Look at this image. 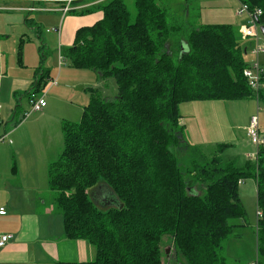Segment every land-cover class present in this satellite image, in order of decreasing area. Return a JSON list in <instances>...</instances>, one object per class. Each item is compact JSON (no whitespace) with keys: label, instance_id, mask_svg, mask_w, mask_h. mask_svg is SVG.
Returning a JSON list of instances; mask_svg holds the SVG:
<instances>
[{"label":"trees","instance_id":"16d2710c","mask_svg":"<svg viewBox=\"0 0 264 264\" xmlns=\"http://www.w3.org/2000/svg\"><path fill=\"white\" fill-rule=\"evenodd\" d=\"M240 1L261 10L264 27V0ZM99 7L101 20L78 29L64 56L101 81L112 78L116 93L87 89L89 103L78 122H62V150L47 169L64 236L95 250L93 261L75 264H227L224 243L236 227L230 221L245 217L239 182L246 179L256 184L259 212L250 264H264V147L255 163L238 167L221 157L228 144L206 156L180 123L183 103L264 105V89L256 96L243 76L255 58L246 59L237 29H183L158 0H134V13L123 0ZM43 70L27 98L51 79Z\"/></svg>","mask_w":264,"mask_h":264},{"label":"crops","instance_id":"0c3cea01","mask_svg":"<svg viewBox=\"0 0 264 264\" xmlns=\"http://www.w3.org/2000/svg\"><path fill=\"white\" fill-rule=\"evenodd\" d=\"M104 1L105 0H73L69 4V10L64 12L63 9L67 4L58 0H0L1 34L2 32L7 33L12 29L22 28L23 25L27 29L32 30L40 40V26L42 27L43 24L49 23L53 29H51L50 32H45L46 34L52 32L54 33L53 35L57 37V49H54L53 52H57L58 50L59 53L58 72H51L47 64L49 59L45 53L47 49L45 46L46 42L44 39H41L42 42L38 48V61L36 63L38 66L35 64L31 65L33 75L24 76L22 78L23 84L15 83V76L6 68L5 52H3L2 45L3 38L0 39V48L2 49L0 55V100L3 101L2 89L7 86L9 80L13 82L11 89L12 93L9 98L11 99L12 96H16L17 91L24 89L26 86L29 87L31 83L35 82V72L41 66L44 69L42 72L48 71L50 78H53L56 73L55 79L57 80V86L51 87L44 97L46 103L45 107L41 111L34 112L30 115V117L32 115L34 116L33 119L28 120L29 117L22 123H19L23 115L21 114L17 117V111H15L14 108L18 103L19 105L21 104L20 99L14 107L13 104L10 105L13 109L8 110L5 116L0 114L2 121L0 123V138H3L0 143L7 142L6 138L11 139V142L8 140L7 143L9 147L11 146L10 149L14 158V166L12 168L14 174L10 179H6L8 183L6 187L10 191L9 194L6 193L5 189L2 190L3 183L0 178V208L2 207L5 210V214L0 215V235L10 234L12 236L11 240L0 249V264H75L88 263L95 258V250L89 243L83 240L68 239L64 236L63 219L62 216L55 211V194L49 189L47 179L46 189L43 192H41V190H32L33 196L30 198H23L19 195V193L25 190L23 185H15L16 188H18L17 190L13 185L9 184V182H23L26 177L29 178L31 182H34L31 179V175H34L37 169L41 168L40 152L44 150V148H48V146L41 141V134L37 131L39 128H42L43 132H45L43 126L46 122L49 127L53 129L54 123H56L58 131L62 136L63 144V134L61 131L62 122L77 121L79 117H81L83 108L87 105V98L84 102L82 93L83 91H87L88 88L80 84L78 89L81 91V95L76 94L73 96L75 92L71 94L69 91H66V95L61 99L65 107L55 116V121L51 120L50 111L54 109L52 107L55 104L54 97L60 95L57 89L60 87L58 86L59 80L61 78L63 80H71L75 75V72H70L68 70L62 72L61 70L63 64L64 67L73 68L70 66L68 59L64 56L65 50L74 43L75 33L78 29L92 26L97 21L101 20L103 14L99 5ZM242 26L244 25H238L235 28L238 34ZM47 31L49 30L47 29ZM2 35L6 36L4 34ZM252 45V40L244 41V47L247 48L248 53H250ZM248 56L250 55H247L246 59ZM18 59L20 62L21 53ZM252 59H254V57L251 55L247 60L249 62ZM257 59L264 68V52L258 55ZM22 60H24V52L22 53ZM61 62L63 64H61ZM73 69L75 70V68ZM75 71L80 72L81 70ZM3 96L5 97L6 93H3ZM25 97L28 103V98L27 96ZM47 97L48 99L46 100ZM73 98L80 103H84L82 105L75 104L72 101ZM8 102L9 101H6V104H8ZM214 103L216 102H192L183 103L181 105L180 123L186 126L187 130L190 129L192 136L198 135L195 125H201L202 120H209L210 113L213 115L212 107ZM1 109L2 108H0V110ZM225 111L227 113L226 118L228 121L231 120L232 115L230 112H234V110H229L228 106H226ZM252 112L253 110H250L249 114ZM248 116L244 120L240 130H244L243 128L247 124ZM257 116L259 118V115ZM205 117H207V119H205ZM232 125L231 122H228L226 127L232 130ZM36 138H38V141H36ZM47 165L49 164H46V169H48ZM106 198L110 197L102 196L101 200L104 201ZM166 252L170 253V249H167Z\"/></svg>","mask_w":264,"mask_h":264},{"label":"rangeland","instance_id":"374dc122","mask_svg":"<svg viewBox=\"0 0 264 264\" xmlns=\"http://www.w3.org/2000/svg\"><path fill=\"white\" fill-rule=\"evenodd\" d=\"M127 9L134 13L133 11V2L134 0H123ZM158 4L167 10L168 21L174 24H181L182 28H194L205 25H225L230 24L234 28L238 25H245L246 16L237 15L239 9L238 0H158ZM45 21V19H44ZM41 36L40 40L37 38L36 34L32 30L27 29L22 25V28L12 29L9 32H0V39H2L3 52H5L6 59V68L10 71L12 75L15 76V83L23 84V77L28 75H33V69L31 70V65L35 64L38 66V48L42 42L41 39L45 40V46L47 47L45 53L48 56V62L51 72H58V60L59 53L53 50L57 49L58 40L54 33L46 34L50 32L52 28L51 24H43L41 27ZM47 29L49 31H47ZM46 31V32H45ZM259 45L264 50V37L262 34H259ZM44 47V46H43ZM21 48V50H20ZM24 52V60H22V53ZM2 49L0 48V55ZM21 53V59L19 62V55ZM248 55L251 56L250 53ZM247 59H249V57ZM22 60V61H21ZM253 60V59H252ZM251 60V61H252ZM61 64H63L61 62ZM62 72L66 70L70 72H75V75L71 80H59L60 95L55 96V104L52 106L54 109L50 111L51 120L55 121V116L64 109L65 104L62 102V98L66 95V91L73 93V96L76 94L81 95V91L78 89L79 84L84 85L85 88L100 89L102 94L105 96L113 97L116 93V86L112 78L105 79L101 81L98 79L97 75L88 69H75L81 70L75 71L73 68L63 67L61 68ZM56 73L53 76V79L56 78ZM33 83L30 86H26L24 89L16 92V96H12V85L13 82L9 80L7 86L2 89V100H0V114L3 116L6 115V112L10 109H13L14 105L19 101L21 104L17 107L16 115H23L24 111L29 110V105L27 103L24 93L28 91ZM57 86V85H56ZM55 87V86H54ZM16 89V88H14ZM18 90V89H16ZM54 90V89H52ZM80 91V92H79ZM3 93H6V96H3ZM82 96L85 99L87 98L86 104L89 103V94L87 91H83ZM48 97L46 98V100ZM6 101H9L6 104ZM75 104L82 105L84 102L80 103L78 100L73 98L72 100ZM6 104V105H5ZM13 104V107L10 106ZM10 106V107H9ZM228 106L229 110H234L230 112L232 119L228 121L227 113L225 107ZM259 110L257 111V104L255 101H243V102H216L212 107V114L210 113L209 120H202L201 125L197 124L196 132L198 135L192 136L190 129L187 130L186 126L184 128L185 138L189 144L193 146H198L203 148V152L206 156H209L214 153L215 146L217 144H228L230 147L225 148L221 157L225 161H235L238 167H242L246 162V156L248 154H253L256 151L254 145L246 139V130L250 124L251 118L256 115H259V128L264 131V105L263 102L259 103ZM15 109V108H14ZM211 109V107H210ZM209 109V110H210ZM250 110H253L249 114ZM237 114H236V112ZM249 114V116H248ZM248 118L247 124L244 126V130H240L244 120ZM33 115L28 119H33ZM81 117L77 121L78 122ZM207 119V117H205ZM0 118V123H1ZM231 122L232 130L226 127V124ZM219 125V126H218ZM45 132L42 128H39V134H41V141L45 143L48 148L44 150H39L41 153V168H38L34 175H31V179L34 182H31L29 178H24L23 182L20 181H10L9 184L13 185H23L25 188L24 191L19 193L23 198H30L33 196L32 190H41L43 192L46 189V176H47V167L46 164L56 160L60 151L62 150V136L58 131L56 123H54V129L49 127L46 122L43 126ZM200 128V129H199ZM38 133V132H37ZM11 142V139L6 138ZM13 141V140H12ZM38 141V138H36ZM0 143V178L3 183L2 190L5 189L6 193L9 194V190L6 185L8 184L6 179H10L14 172H12L14 158L9 147V144ZM49 161V162H48ZM255 163V160H252ZM24 166V165H23ZM48 166V165H47ZM36 175V178H35ZM18 190V188H16ZM240 198L243 203L245 210V217L243 219H237L230 221L234 226L232 230L231 238L225 241L223 256L227 257V264H250L256 259V250H255V228H256V219H257V207H256V184L253 179H246L240 185ZM245 222V224H244ZM3 235V234H2ZM167 237L163 240L166 241ZM164 259V257H163Z\"/></svg>","mask_w":264,"mask_h":264},{"label":"built area","instance_id":"2783aa9c","mask_svg":"<svg viewBox=\"0 0 264 264\" xmlns=\"http://www.w3.org/2000/svg\"><path fill=\"white\" fill-rule=\"evenodd\" d=\"M62 3H66L67 5L63 9L64 12L69 10V4L73 0H58ZM239 2V9L237 11L238 15H245L246 16V23L240 29V37L243 41L252 40L253 45L250 48V54L255 58L253 63L250 67H247L243 71V76L245 77L248 85L255 90L256 96L259 91L264 89V70L260 66L257 57L261 54L264 50L259 45V34L260 32V24H259V16L261 15V10L258 8L250 10L249 7L243 3L242 1L238 0ZM57 80L51 78L48 83L41 89L39 94L30 93L28 97V105L29 110L25 111L22 116V121H25L30 117V115L34 112L41 111L46 103L44 97L46 96L48 90L51 87L56 86ZM259 110V106L257 107V111ZM258 114L251 118L250 124L246 130V136L250 143L255 146L256 151L253 154H248L246 156L249 160H255L256 162V155L257 150L260 147H264V131L259 128V121H258ZM3 138H0L2 141ZM242 181L239 182L241 184ZM5 210L4 208H0V215H4ZM259 212L257 211V216ZM12 236L10 234H3L0 235V249L3 248L10 240Z\"/></svg>","mask_w":264,"mask_h":264},{"label":"water","instance_id":"95a60500","mask_svg":"<svg viewBox=\"0 0 264 264\" xmlns=\"http://www.w3.org/2000/svg\"><path fill=\"white\" fill-rule=\"evenodd\" d=\"M259 29H260L261 34L264 35V27L260 26Z\"/></svg>","mask_w":264,"mask_h":264}]
</instances>
